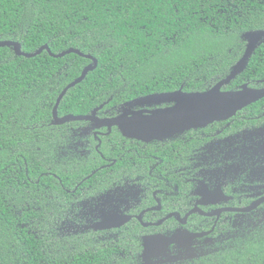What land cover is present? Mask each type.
I'll return each instance as SVG.
<instances>
[{
    "label": "flooded vegetation",
    "instance_id": "flooded-vegetation-1",
    "mask_svg": "<svg viewBox=\"0 0 264 264\" xmlns=\"http://www.w3.org/2000/svg\"><path fill=\"white\" fill-rule=\"evenodd\" d=\"M254 32L264 29L229 40L218 69L162 72L164 78L125 85L78 113H59L91 120L55 126L52 112L59 133L56 148L45 153L44 175L69 195L56 205L59 236L109 248L124 264H145V241L154 239L151 264H186L264 230V96L226 120L185 129L181 118L168 136L145 133L171 111L187 118L193 105L183 96L225 81ZM245 88L264 91V38L244 71L220 91Z\"/></svg>",
    "mask_w": 264,
    "mask_h": 264
},
{
    "label": "trees",
    "instance_id": "trees-1",
    "mask_svg": "<svg viewBox=\"0 0 264 264\" xmlns=\"http://www.w3.org/2000/svg\"><path fill=\"white\" fill-rule=\"evenodd\" d=\"M259 29L264 0H0V41L19 42L25 53L48 45L55 55L74 48L98 59L59 113L162 72L218 69L230 39ZM90 64L74 54L27 59L0 48V264H124L109 248L57 234L56 205L69 195L44 175L59 133L51 124L57 99ZM186 264H264V230Z\"/></svg>",
    "mask_w": 264,
    "mask_h": 264
},
{
    "label": "water",
    "instance_id": "water-1",
    "mask_svg": "<svg viewBox=\"0 0 264 264\" xmlns=\"http://www.w3.org/2000/svg\"><path fill=\"white\" fill-rule=\"evenodd\" d=\"M249 40L248 49L244 55V57L239 61V63L235 66L231 75L223 82L219 83L217 87H215L212 91L208 93H197L192 95L183 96L184 101L188 97V102H190L193 106L186 118L185 115H177L173 111H171L168 115H163L159 119L162 122L161 125L153 124L150 125L149 130L145 131V133L151 134L152 138H162L164 136H168L169 133L174 132L175 124L183 118L184 128L191 127H201L206 126L207 124L216 121V120H226L233 115L236 114L238 110L254 102L260 97L264 96V91L256 92L252 90H248L245 88V91L240 93H221L220 89L222 86L229 84L233 79L236 78L242 71H244L245 66L249 63L252 58L257 45L260 40L264 38V32H254L246 35ZM12 48L16 56L24 57L27 59L35 58L45 51L49 53V55L55 59L64 58L68 55L74 54L78 55L81 58L88 59L92 62V64L88 65L82 72V75L68 85L61 95L58 97L55 107L53 109V124L55 126H61L71 121H81V120H91L90 117H77L73 115L66 116L64 118L59 117V107L67 93L80 85L85 81L88 75L94 72L98 68V59L93 57L90 54H85L81 52L79 49H68L65 52L55 55L52 53L50 47L45 45L41 47L36 53H25L23 52L22 45L19 42L14 41H0V48ZM183 103V102H182ZM185 116V117H184ZM95 228H99L96 226ZM175 240H171L174 242ZM156 240L147 239L145 241V251L143 254L144 260H146L145 264H151V258L155 256L153 253V246ZM168 246V245H166Z\"/></svg>",
    "mask_w": 264,
    "mask_h": 264
}]
</instances>
